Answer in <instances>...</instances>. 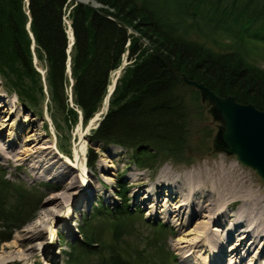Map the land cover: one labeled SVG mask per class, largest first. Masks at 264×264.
<instances>
[{
  "label": "trees",
  "instance_id": "16d2710c",
  "mask_svg": "<svg viewBox=\"0 0 264 264\" xmlns=\"http://www.w3.org/2000/svg\"><path fill=\"white\" fill-rule=\"evenodd\" d=\"M96 1L104 6L72 2L74 42L68 52V0H0V75L30 107H39L47 94L57 129L54 109L66 122L78 118L68 102L70 77L71 98L85 123L103 106L110 72L126 50L136 59L117 80L91 138L130 149L139 166L152 168L167 156L184 159L187 153L200 91L181 73L264 110V66L257 61L264 56V0ZM142 37L149 47L141 44ZM34 54L45 61L44 74ZM95 159L89 147V167ZM119 195V206L85 219L81 244L68 252L64 264H176L161 236H152V251L148 236L139 235L147 241L145 248L139 240L131 242L127 225L136 212L122 190ZM33 201L28 190L0 183V241L32 219Z\"/></svg>",
  "mask_w": 264,
  "mask_h": 264
},
{
  "label": "rangeland",
  "instance_id": "374dc122",
  "mask_svg": "<svg viewBox=\"0 0 264 264\" xmlns=\"http://www.w3.org/2000/svg\"><path fill=\"white\" fill-rule=\"evenodd\" d=\"M68 1L69 6L64 21L67 24V32L69 33L70 19L68 14L70 8L75 3L82 1ZM83 3H89L94 7L104 6L96 0H88V2ZM129 31L138 35L135 30ZM141 41L143 46L149 47V42L145 38H140ZM216 48L221 49L218 46ZM135 59L136 56L129 59L128 52H124L119 66L111 70L112 72L117 68H121L117 80L123 75L125 68L134 63ZM33 60L37 69L44 74L45 61H39L35 54ZM257 61L264 66V56H258ZM72 81L70 77V85ZM70 85L68 87V102L70 106L77 110L78 118L76 121L66 122L63 112L54 109L61 126L60 129H57L49 106V104L53 105L54 103L49 102L47 94L44 102H41L39 107H30L15 92H11L6 88L7 86L0 75V104L3 101L2 99L6 98V102L11 103L13 107L17 106L18 110L17 114L10 112L12 111L10 108H6V111L1 112L3 108L0 106L1 117H8L4 121L6 124L0 134L2 137L0 145L4 148L7 147L6 152L10 155L7 158H0V183L9 182L13 187H22L29 191L34 200L29 212L33 215L32 219L21 227L12 229L10 239L0 241V253L6 252L13 256L12 259L2 264H23L26 258L31 259V264H64L68 258V252L81 244V225L84 224L85 219L95 214L98 215L106 208L114 209L119 206L121 204L120 190L129 199L130 208L136 212L137 218L127 225L129 227L127 232L132 233L129 238L134 245L139 240L141 246L146 247L147 241L144 239L141 242V239H139V235L143 234L150 238L147 247L152 251L155 240V237L152 236H161L160 239H163L165 249L174 254L176 264H215V261L205 259L206 252H203V249L192 253L188 252L189 250L186 251L187 247L179 248L177 246L178 242L185 243L184 239L193 240L196 238L195 230L190 229H193L192 224L197 216L186 224H175L172 218L168 220L163 216L165 213L160 210V206L157 214L150 215L147 212L149 201L143 202L141 199L143 196L141 194L144 193V189L150 183H141L140 181L129 184V178L133 177V171L144 172L146 175L145 181L149 182L154 179L158 170L164 164L174 168H184L203 161L213 165L217 163L218 159H223L226 162L237 164L240 167L239 171H241L239 173L251 177L264 196V182L255 170L241 163L233 154H228L220 148L222 144L217 139L220 119L215 116L208 98L203 97L200 92L198 103L201 109L197 112L198 120L194 123L193 131L191 130V134H193L191 144L184 159L167 156L151 168L137 165L131 157L130 149L126 147L112 143L105 144L100 140H92L93 130L97 128L96 126L103 118L105 111H102L103 106L97 111L101 114L94 120L93 125H90L91 118L97 112L84 123L81 110L74 106L72 101ZM8 134L14 138L8 140ZM81 139L86 145L84 173L74 160L73 154V148ZM89 147H93L96 153L95 166L93 167L86 164ZM30 148L50 151V161H54L55 164L50 166V169L47 168V162L42 161L45 157L38 155L37 152H31ZM18 151L24 152L20 154ZM32 154L35 156H31ZM19 156L24 159L17 158ZM34 164H37L38 167L34 168ZM99 172L101 175L98 174ZM142 185L144 189L141 191L140 196L136 197L133 194L132 187L136 188ZM158 223H164L165 226H157ZM1 228L3 230L2 226H0ZM128 235L129 233H126V236ZM227 263L228 261L225 258L218 264Z\"/></svg>",
  "mask_w": 264,
  "mask_h": 264
},
{
  "label": "bare ground",
  "instance_id": "6f19581e",
  "mask_svg": "<svg viewBox=\"0 0 264 264\" xmlns=\"http://www.w3.org/2000/svg\"><path fill=\"white\" fill-rule=\"evenodd\" d=\"M69 35L72 38L71 30ZM120 70L121 68H117L111 72L109 91L113 89ZM107 97L102 111L107 108L109 102ZM5 99L3 98L0 104L3 108L1 110L0 107L1 112L10 108L12 110L10 112L17 114V106L13 107ZM100 114L97 112L91 118L90 125H93ZM7 119V116L0 115V134L6 124L4 121ZM29 123L31 124L32 121ZM13 138L9 135L8 140ZM6 149L8 148L0 145V158L10 156ZM30 150L45 157L42 161L47 162V168L50 169V166L55 164L54 161H50V151L37 148H30ZM73 154L74 160L84 173L86 145L83 139L73 148ZM17 158L24 159L20 156ZM33 167L38 166L34 164ZM239 170L240 167L234 162L218 159L213 165L203 161L184 168H174L164 164L154 179L149 182L145 181L146 175L141 171H133V177L129 178L128 175V178L129 184L140 181L150 183L145 189L143 185L132 187L136 197L140 196L144 189L141 199L143 202L149 201L147 212L150 215L157 214L160 206V210L165 213L163 216L168 220L172 218L175 224H186L197 216L192 224L193 229H190L195 230L196 238L184 239L185 243L178 242L179 248L187 247L186 251L189 250L188 252L192 253L203 249V252H206L205 259L213 260L215 264L222 262L225 258L228 261L227 264H264V196L251 177L239 173L241 172ZM98 174L101 175L100 172ZM12 258L11 254L2 252L0 264ZM23 264H31V259L26 258Z\"/></svg>",
  "mask_w": 264,
  "mask_h": 264
},
{
  "label": "water",
  "instance_id": "95a60500",
  "mask_svg": "<svg viewBox=\"0 0 264 264\" xmlns=\"http://www.w3.org/2000/svg\"><path fill=\"white\" fill-rule=\"evenodd\" d=\"M129 30L134 31L132 27ZM71 32L73 37L72 29ZM165 63L171 67L168 62ZM180 75L184 82L197 88L212 104L215 116L220 119L217 133V139L222 144L220 148L254 169L264 182V110L251 102H240L231 94L219 95L203 82L191 79L185 73ZM113 89L109 91L108 88L107 96ZM107 109L108 107L105 114Z\"/></svg>",
  "mask_w": 264,
  "mask_h": 264
}]
</instances>
